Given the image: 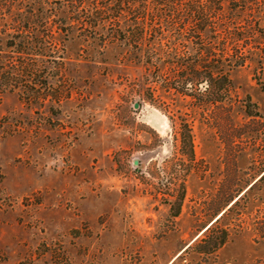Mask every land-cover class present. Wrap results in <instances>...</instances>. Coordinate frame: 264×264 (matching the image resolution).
I'll use <instances>...</instances> for the list:
<instances>
[{
  "label": "rangeland",
  "instance_id": "374dc122",
  "mask_svg": "<svg viewBox=\"0 0 264 264\" xmlns=\"http://www.w3.org/2000/svg\"><path fill=\"white\" fill-rule=\"evenodd\" d=\"M80 33L38 92L0 81V264H264V68L214 102Z\"/></svg>",
  "mask_w": 264,
  "mask_h": 264
},
{
  "label": "trees",
  "instance_id": "16d2710c",
  "mask_svg": "<svg viewBox=\"0 0 264 264\" xmlns=\"http://www.w3.org/2000/svg\"><path fill=\"white\" fill-rule=\"evenodd\" d=\"M15 1L0 0L11 20L0 27L7 36L0 45V81L8 91L46 87L45 76L57 74L54 63H61L74 30L102 47H124L144 68L170 64L180 70L174 74L177 91L214 102L231 88L220 66L231 71L249 60L264 68V0H21L16 11ZM225 55L239 61L225 65ZM219 56L223 62L212 63ZM199 62L209 69L197 71Z\"/></svg>",
  "mask_w": 264,
  "mask_h": 264
},
{
  "label": "water",
  "instance_id": "95a60500",
  "mask_svg": "<svg viewBox=\"0 0 264 264\" xmlns=\"http://www.w3.org/2000/svg\"><path fill=\"white\" fill-rule=\"evenodd\" d=\"M135 106H137V105H135Z\"/></svg>",
  "mask_w": 264,
  "mask_h": 264
},
{
  "label": "flooded vegetation",
  "instance_id": "af4514ba",
  "mask_svg": "<svg viewBox=\"0 0 264 264\" xmlns=\"http://www.w3.org/2000/svg\"><path fill=\"white\" fill-rule=\"evenodd\" d=\"M264 174V173H263Z\"/></svg>",
  "mask_w": 264,
  "mask_h": 264
}]
</instances>
